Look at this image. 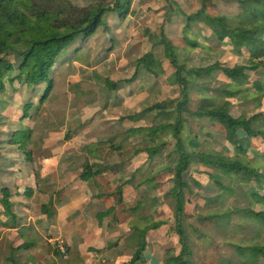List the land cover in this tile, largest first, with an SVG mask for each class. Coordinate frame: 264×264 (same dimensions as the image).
<instances>
[{
  "label": "rangeland",
  "instance_id": "374dc122",
  "mask_svg": "<svg viewBox=\"0 0 264 264\" xmlns=\"http://www.w3.org/2000/svg\"><path fill=\"white\" fill-rule=\"evenodd\" d=\"M72 1L85 5L90 0ZM219 1L226 0H137L126 21L120 20L117 13L109 12L105 24L93 37L78 39L69 52L60 57L54 74L55 87L42 105L40 101L46 86L36 90L25 89L21 94H16L5 82V92L0 93V183H5L2 187H9L15 192L23 186L22 176H16L18 179H15L9 174V167L12 170H29L31 180L35 175L40 179L50 170L48 178L51 181L57 177L64 179L62 174L69 171L82 173L86 165L91 168L94 166V173H98L102 167H109V172L116 177L113 183L107 180L105 183L115 192L116 187L125 181L134 180L131 184L134 188L126 187L122 194L123 205L127 206L125 216L129 215L135 203L151 205L153 199L160 200L157 209L148 211L146 215L149 222L170 220L169 226L164 225L160 229L159 236L155 232L150 233L154 238H150L149 243H153L155 252L159 247L164 252L171 248L180 252L179 237L175 232V202L169 195L174 188V181L172 175L165 171L166 166L178 165L173 153L176 145L173 131L161 133L151 140L144 134L126 140L125 132L139 126L151 127L157 122L165 123L163 116L167 114H170L167 123L171 126L176 123L177 115L171 113L175 112L182 98L176 84L175 70L165 59L164 47L160 44L163 29L177 46L180 58L189 62L191 57L184 52L186 43L183 33L187 16L205 5L207 14L214 17L219 10L213 5ZM192 31L190 37L202 45H212L216 41L204 16L194 23ZM234 48L230 42H225L215 57L201 66L220 63L226 68H240L243 71L248 81L240 87L251 90L235 100L240 121H243L264 111V71H252V60ZM147 54L154 55V77L144 68L138 70V62ZM137 72L136 80L132 81ZM184 78L192 82V110L205 107L207 95L204 90H208V94L217 97L219 104H222L224 98L220 93L231 84L222 74L213 78L202 74ZM108 82L113 83L116 90ZM29 106L31 110L27 109L22 114L23 109ZM152 107H155L154 111L136 124L122 121ZM16 122L26 125L25 133L19 135L20 138L29 133L30 127L32 130L33 138L24 148L5 144L11 140L14 131L20 129L19 126L15 127ZM202 125L204 127L200 129L194 124L191 128L194 134L186 128L183 139L188 141L195 134L205 136L212 129L207 121ZM190 145L207 152L233 153V149L228 146L208 143L206 138ZM152 146H166L165 153L155 158L139 154L140 150ZM249 158L255 168H264L263 142L253 143ZM198 170L194 179L201 187L192 184L187 194L189 204L182 223L193 242L192 250L195 251L198 264H255L252 255L238 257L237 251L224 243L226 235L220 224L216 229L221 237L213 234L212 245L197 239L205 226L204 219L213 213L220 201L219 195L223 194V190L210 178L213 174L211 168L200 167ZM9 175L14 179H7ZM41 183L42 180H39L40 188ZM233 203L231 200L228 206L232 207ZM247 205L241 204L243 208ZM250 206L256 212L264 211V205L252 203ZM248 220L244 215H237L231 221L235 226L247 227ZM228 237L239 246L242 245L236 232L233 237ZM260 243L259 239L255 241L257 245Z\"/></svg>",
  "mask_w": 264,
  "mask_h": 264
},
{
  "label": "trees",
  "instance_id": "16d2710c",
  "mask_svg": "<svg viewBox=\"0 0 264 264\" xmlns=\"http://www.w3.org/2000/svg\"><path fill=\"white\" fill-rule=\"evenodd\" d=\"M136 1L90 0L85 5H78L72 0H0V93L5 92V82H8L16 94H21L25 89L36 90L46 86L40 101L41 105L44 104L55 87L54 74L60 57L65 56L78 39L88 40L93 37L105 24L109 12L117 13L120 20L126 21L132 14ZM213 6L219 10L214 17L207 14L208 9L205 5L201 10L187 16L183 33L186 43L184 52L191 57L189 62L180 58L177 46L164 29L162 32L160 44L164 47L165 59L175 70L176 84L182 98L175 112L171 113L177 115L176 123L173 126L169 125L167 120L170 114H167L163 116L165 123L157 122L151 127L139 126L125 132L126 140L136 139L139 134H144L151 140L161 133H170L172 130V136L176 141L173 153L178 165L166 166L165 171L172 175L174 181V188L169 195L175 202V232L179 237L181 250L180 252L173 248L166 250L161 264H198L195 251L192 250L193 242L182 223L189 204L187 194L191 191L192 184L197 188L201 187L194 179V174L198 173L200 167L213 170L210 178L223 190V194L219 195L220 201L213 213L204 219L205 226L197 239L201 243L212 245L213 234L221 237L216 229L220 224L226 235L223 241L237 251L236 256L244 258L252 255L255 264H264V211L256 212L250 206L252 203L264 205V168L262 170L255 168L254 162L249 158L253 143L259 141L264 143V111L240 121L235 100L251 91L240 87L248 78L240 68H226L220 63L209 67L201 66L213 59L225 42H230L236 51L242 52L252 60V71L257 69L264 71V0H226L216 2ZM203 16L216 39L212 45H202L197 39L190 37L193 33L192 26ZM153 62L154 55L147 54L138 62V70L144 68L154 77ZM195 74L211 78L222 74L230 80L231 84L220 93L224 98L222 104H219L217 97L209 95L208 90H204L207 95L205 107L191 109L192 82L184 77ZM137 76L138 72L132 81H135ZM109 85L116 90L113 83L110 82ZM27 109L31 110V107L24 108L21 113L24 114ZM154 109L155 107L148 108L122 121L136 124ZM206 121L210 123L212 129L205 136L195 134L188 141L183 139L186 128L194 134L191 129L194 124L202 129L204 127L202 123ZM17 126L20 129L14 131L11 140L5 144L24 148L33 138L32 130L30 127L29 133L20 138L19 135L25 133L26 125L22 126L16 122L15 127ZM201 138H206L211 144L228 146L233 149V153L207 152L190 145ZM165 150L166 146H152L140 150L139 154L155 158L164 154ZM94 169V166L91 168L86 165L82 179H89ZM133 181L131 179L130 184ZM8 190L2 187L0 195L6 196L5 194L10 193ZM27 193L33 192L27 190ZM231 200L234 203L229 207ZM152 201V206L160 204L157 198ZM241 204L249 205L243 208ZM237 215H244L249 219L247 227L235 226L232 223L231 220ZM169 221V219L155 221L141 230L146 236L141 239L137 252L128 264L145 263L143 254L149 247L147 235L160 230L164 225L169 226ZM235 232L239 243L242 244L240 246L228 237H233ZM258 239L261 240L259 245L255 244Z\"/></svg>",
  "mask_w": 264,
  "mask_h": 264
},
{
  "label": "crops",
  "instance_id": "0c3cea01",
  "mask_svg": "<svg viewBox=\"0 0 264 264\" xmlns=\"http://www.w3.org/2000/svg\"><path fill=\"white\" fill-rule=\"evenodd\" d=\"M8 169L24 182L21 190L3 187L10 193L0 195V264H128L146 236L141 230L155 222H149L146 215L157 206L142 202L135 203L125 216L122 194L126 187L134 188V181H125L115 192L105 183H113L116 177L109 167L98 173L92 170L87 180L82 179L85 167L82 173L69 171L62 174L64 179L53 181L48 178L50 170L31 180L29 170ZM6 178L14 179L10 175ZM27 190L33 193L26 194ZM152 232L159 236L160 230ZM150 233L149 247L143 254L145 263L137 264H161L164 260V249L159 247L155 252L149 243L154 238ZM61 243L68 249L67 260L56 252Z\"/></svg>",
  "mask_w": 264,
  "mask_h": 264
},
{
  "label": "built area",
  "instance_id": "2783aa9c",
  "mask_svg": "<svg viewBox=\"0 0 264 264\" xmlns=\"http://www.w3.org/2000/svg\"><path fill=\"white\" fill-rule=\"evenodd\" d=\"M56 252L58 253V255L62 258V260H67L69 253H68V249L65 246V244L61 243L58 245Z\"/></svg>",
  "mask_w": 264,
  "mask_h": 264
}]
</instances>
